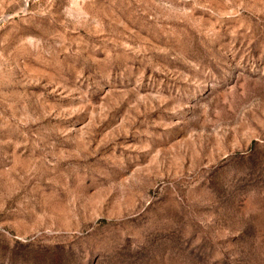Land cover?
I'll return each mask as SVG.
<instances>
[{
    "label": "rangeland",
    "instance_id": "obj_1",
    "mask_svg": "<svg viewBox=\"0 0 264 264\" xmlns=\"http://www.w3.org/2000/svg\"><path fill=\"white\" fill-rule=\"evenodd\" d=\"M0 264H264V0H0Z\"/></svg>",
    "mask_w": 264,
    "mask_h": 264
}]
</instances>
